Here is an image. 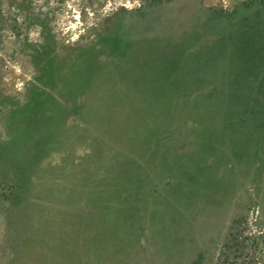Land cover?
Returning <instances> with one entry per match:
<instances>
[{
    "label": "rangeland",
    "instance_id": "1",
    "mask_svg": "<svg viewBox=\"0 0 264 264\" xmlns=\"http://www.w3.org/2000/svg\"><path fill=\"white\" fill-rule=\"evenodd\" d=\"M86 1L0 0V264H264V0Z\"/></svg>",
    "mask_w": 264,
    "mask_h": 264
},
{
    "label": "trees",
    "instance_id": "2",
    "mask_svg": "<svg viewBox=\"0 0 264 264\" xmlns=\"http://www.w3.org/2000/svg\"><path fill=\"white\" fill-rule=\"evenodd\" d=\"M165 1H170V0H125V2H121L120 3V7L121 9H128L126 8L129 5H138L136 7V10L138 11H142L144 10V8L148 5H153V4H158V3H162ZM87 5H91L89 8L92 7H96L99 10H105L106 7L108 5H113L112 0H88L86 1ZM247 220L245 218H243L242 220H235L233 227H231V231L229 233V237L227 239V241L223 244L220 254L217 258V264H231L229 262L230 259V255H229V251L230 249H234L237 247V249L241 248V249H245L248 245V243H250V245L253 248L257 247V240L255 239V236L253 235L252 232L250 233V236H241L240 234H242L241 232L245 233L248 232L247 228L245 226H247ZM240 229V231H239ZM244 251V250H243ZM241 264H253V262L249 259L247 262H242Z\"/></svg>",
    "mask_w": 264,
    "mask_h": 264
}]
</instances>
